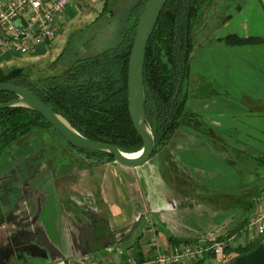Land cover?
Listing matches in <instances>:
<instances>
[{"label": "crops", "instance_id": "1", "mask_svg": "<svg viewBox=\"0 0 264 264\" xmlns=\"http://www.w3.org/2000/svg\"><path fill=\"white\" fill-rule=\"evenodd\" d=\"M230 34L264 39V0H214L208 6L189 70L204 75L215 94L188 96L185 112L193 116L182 117L168 143L139 166L75 159L63 174L48 156L50 133L43 128L8 144L0 155V264L27 254L53 264H93L98 258L118 264L126 250L142 261L159 250L141 251L149 219L162 250L226 237L244 218L223 259L207 254L195 264H264V232L245 231L243 215L264 209V163L251 156L264 154V41L219 40ZM60 43L46 41L39 50L46 54ZM235 71L253 72L247 88L233 79ZM230 170L242 173L237 178Z\"/></svg>", "mask_w": 264, "mask_h": 264}, {"label": "trees", "instance_id": "2", "mask_svg": "<svg viewBox=\"0 0 264 264\" xmlns=\"http://www.w3.org/2000/svg\"><path fill=\"white\" fill-rule=\"evenodd\" d=\"M146 1L137 0L130 6V25L121 32L114 46L91 56L76 57L62 71L42 77L33 78L23 67L0 70V83L30 90L87 139L113 144L126 153L140 150L143 142L133 127L127 107V66L136 24ZM213 1L167 0L147 42L142 77L146 123L154 140L152 155L168 143L182 117L193 116L185 112L188 96L205 98L215 94L204 75H191L189 70L196 34L205 10ZM219 40L227 45L264 41L260 37L236 34ZM15 97L11 92L2 91L0 103ZM35 128H49L62 138L30 108H0V155L8 144L23 139ZM62 140L75 159H84L90 165L114 161L107 152L76 147ZM260 161L264 163V158ZM245 221L242 219L228 236L239 232Z\"/></svg>", "mask_w": 264, "mask_h": 264}, {"label": "rangeland", "instance_id": "3", "mask_svg": "<svg viewBox=\"0 0 264 264\" xmlns=\"http://www.w3.org/2000/svg\"><path fill=\"white\" fill-rule=\"evenodd\" d=\"M136 1L72 0L61 13L57 22V31L54 39L61 41L60 46H56L54 50L51 48L46 54L44 48L42 50L38 48L36 52L30 54L0 52V70L6 72L15 67H23L30 72L33 78L42 77L62 71L76 57L91 56L110 46H114L119 41L121 32L130 25L131 19L128 17V10ZM60 54L61 57L58 59ZM210 73L215 72L211 70ZM249 73L252 74L253 72L235 71L233 79L236 82L241 81L240 85H243V88H247L248 83L252 79L247 77ZM236 88L231 87L230 91L235 92ZM45 130H47V134L50 133L52 135H48L47 138L48 149L50 150L48 156L54 163L53 166H57L58 171L61 170L64 174L66 170L71 168L72 160H75L73 153L67 149L66 143L58 135L49 128ZM234 137L238 138L239 136L237 134ZM58 142L60 146H58ZM229 143L233 142L230 140ZM251 156H255L257 159L259 156H261L260 159L264 158V154L259 152H251ZM79 160L84 162V159ZM242 168V171L246 170V167ZM242 171L240 173L232 171L231 175H236L239 178ZM56 174L58 173L56 172ZM263 181L261 179L262 184ZM236 193V187L229 189V195L234 197ZM243 215L248 220L251 215V213L249 214V209L244 210ZM96 233L97 231H93L91 234L95 235ZM155 236L162 243L159 235L155 233ZM190 241L195 242V240ZM122 249L124 250V248ZM28 256L27 254L23 257H17L4 264H53L49 259L41 255ZM97 260H100L98 263L102 261L100 258ZM102 263L104 262L102 261Z\"/></svg>", "mask_w": 264, "mask_h": 264}, {"label": "built area", "instance_id": "4", "mask_svg": "<svg viewBox=\"0 0 264 264\" xmlns=\"http://www.w3.org/2000/svg\"><path fill=\"white\" fill-rule=\"evenodd\" d=\"M72 0H0V52L30 54L54 39L58 18ZM247 232H264V209L249 216L244 227ZM146 241L141 246L143 253L153 249L157 253L139 261L129 254L118 264H195L209 254L218 261L226 256V249L235 238L210 236L203 242H182L162 247L155 236L154 226L148 220ZM119 254L123 253L118 249ZM95 260L93 264H105ZM114 264V263H111Z\"/></svg>", "mask_w": 264, "mask_h": 264}, {"label": "water", "instance_id": "5", "mask_svg": "<svg viewBox=\"0 0 264 264\" xmlns=\"http://www.w3.org/2000/svg\"><path fill=\"white\" fill-rule=\"evenodd\" d=\"M167 0H147L138 18L135 35L128 58L127 66V107L130 119L137 134L142 139L140 150L133 153L121 151L113 144L94 141L78 133L62 116L47 106L33 92L9 83H0V92H11L16 97L0 103V108L22 106L39 113L60 136L70 145L103 151L111 154L115 162L136 167L146 162L153 153L154 140L146 123L143 90V63L146 45L155 27L156 21ZM139 153L137 156H129Z\"/></svg>", "mask_w": 264, "mask_h": 264}, {"label": "flooded vegetation", "instance_id": "6", "mask_svg": "<svg viewBox=\"0 0 264 264\" xmlns=\"http://www.w3.org/2000/svg\"><path fill=\"white\" fill-rule=\"evenodd\" d=\"M181 119H182V118H181ZM61 139H62V138H61ZM10 179H11V178H10ZM12 179H13V178H12ZM17 187H18V185H16V184H12V190H16ZM0 190H2V186L0 187ZM5 195H7V194H5ZM5 195L3 196L2 199H4Z\"/></svg>", "mask_w": 264, "mask_h": 264}, {"label": "bare ground", "instance_id": "7", "mask_svg": "<svg viewBox=\"0 0 264 264\" xmlns=\"http://www.w3.org/2000/svg\"><path fill=\"white\" fill-rule=\"evenodd\" d=\"M139 153L131 154L129 156H137Z\"/></svg>", "mask_w": 264, "mask_h": 264}]
</instances>
